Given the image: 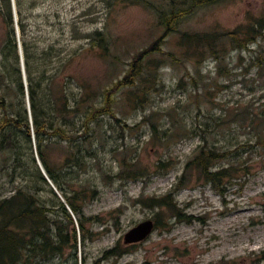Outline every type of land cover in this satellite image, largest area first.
Here are the masks:
<instances>
[{"label":"rangeland","instance_id":"obj_1","mask_svg":"<svg viewBox=\"0 0 264 264\" xmlns=\"http://www.w3.org/2000/svg\"><path fill=\"white\" fill-rule=\"evenodd\" d=\"M1 1L0 95L7 115L24 108L29 138L23 126H9L14 144L0 151V197L23 185L25 167L47 222L65 223L61 203L70 211L39 168L30 85L44 111L42 152L85 216L77 264H264V62L251 58L256 42L224 43L216 60L182 44L184 33L245 23L264 0H8L9 24ZM171 11L179 16L165 31ZM136 59L137 74L121 80ZM203 139L225 151L211 166L226 167L216 186L191 162ZM168 192L189 217L146 204ZM144 218L152 230L123 243L122 233ZM111 247L117 253L103 257ZM72 252L26 264H71Z\"/></svg>","mask_w":264,"mask_h":264},{"label":"trees","instance_id":"obj_2","mask_svg":"<svg viewBox=\"0 0 264 264\" xmlns=\"http://www.w3.org/2000/svg\"><path fill=\"white\" fill-rule=\"evenodd\" d=\"M1 3L4 9V20L9 24L10 10L8 0H2ZM175 12L176 11H171L170 14H168L170 17L165 19V22L168 20L167 25H165V31L171 30V21L179 16L177 15L178 13ZM182 37V44H184V47L191 45L195 52L207 49L211 52L214 60L219 58L218 52L222 50L224 43L231 44L233 48L243 49L246 48L250 42H256V52L251 58L256 60L255 65L260 67L262 62H264V46L260 43L261 40L258 39L264 38V3L258 14H249L245 23L236 25L231 30L221 31L218 34L210 31L184 33ZM11 57L15 64L13 68L18 76V68L16 66L17 55L13 43ZM0 62H3V54ZM131 66L133 67L123 75L121 80L129 79L133 73H135L134 75L137 74L138 59L132 62ZM27 80H30L29 75H27ZM18 90L20 93L22 92L19 79ZM28 98L33 130L36 136L35 148L37 157L47 177L63 194L70 211L76 215L77 229L75 231L72 225L70 211L67 210L62 203L61 215L64 217L65 223H62L57 218H53L50 222H47L44 215V210L46 211L47 209L45 205L36 200L34 195L40 187H38L37 184H31L30 172L28 173L25 167H22L21 175L24 180L23 185L15 188L8 195L0 197V264H16L19 261L24 262H19L18 264H26L29 260H37V258L46 259L54 254L62 253L64 247H69L73 250V260L71 264H77L75 257L76 237L78 228L83 231L85 219L82 213V205L79 201L80 197L73 192L67 193L59 183L55 171L48 165L41 149L42 136L47 131L45 128V121H43L44 111L42 107H38L34 97V91L30 85L28 86ZM5 99L4 94L0 95V108L4 110L0 119V151L6 148L11 149L14 144L13 140L10 138L9 126H23L25 129V136L29 138L27 117L24 108L20 107L15 114L7 115L5 112ZM203 142L204 144L202 143L196 146L191 162L198 169L199 174L206 182H209L212 186H216L218 180L227 174L226 167L221 166L216 169H211V166L214 160L224 156L225 151L218 149L214 145H207L205 139H203ZM17 155H19V153L15 152L13 156L14 162L17 161ZM30 161L37 179L46 184V180L37 168L32 155H30ZM18 166H21V164ZM182 176L183 175L180 176L179 181ZM146 200L147 205L164 206L169 209L175 217H189L188 214L180 212L169 192L159 197H148ZM80 236L83 238L82 232ZM116 253L115 248L111 247L103 251V257ZM261 258L264 259V255ZM81 259L83 261V257ZM78 262H80V258Z\"/></svg>","mask_w":264,"mask_h":264},{"label":"water","instance_id":"obj_3","mask_svg":"<svg viewBox=\"0 0 264 264\" xmlns=\"http://www.w3.org/2000/svg\"><path fill=\"white\" fill-rule=\"evenodd\" d=\"M12 5V0H11ZM40 171L44 173L42 167H40ZM153 227V221L150 218H144L132 226H130L127 230L122 233V241L125 244L134 243L139 240H142Z\"/></svg>","mask_w":264,"mask_h":264}]
</instances>
